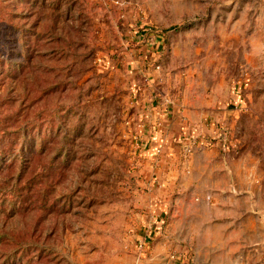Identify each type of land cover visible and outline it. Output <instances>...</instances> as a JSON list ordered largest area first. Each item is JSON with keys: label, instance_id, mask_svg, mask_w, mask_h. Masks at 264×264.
I'll return each mask as SVG.
<instances>
[{"label": "rangeland", "instance_id": "374dc122", "mask_svg": "<svg viewBox=\"0 0 264 264\" xmlns=\"http://www.w3.org/2000/svg\"><path fill=\"white\" fill-rule=\"evenodd\" d=\"M226 210L264 216V0H0V264H264L262 219L205 250Z\"/></svg>", "mask_w": 264, "mask_h": 264}, {"label": "crops", "instance_id": "0c3cea01", "mask_svg": "<svg viewBox=\"0 0 264 264\" xmlns=\"http://www.w3.org/2000/svg\"><path fill=\"white\" fill-rule=\"evenodd\" d=\"M228 214H232L233 216L231 217H236L235 219L242 218L243 216H246L245 218L250 219V226L247 228L245 226L246 223L244 224L243 221L235 222L236 225L234 229L228 226V223L226 222H221V224L218 226L217 233L215 230H212L211 228L207 231L206 233V238H205V250L209 251L211 253L215 251H234L240 252L244 248H248L249 250H255L256 243H260L259 240V233L256 228V225H260L257 223V221H261L264 219V216L261 218L258 216H253L248 213H244L242 211H232V210H226ZM232 212V213H230ZM246 214V215H245ZM254 218V220H253ZM259 219V220H258ZM262 219V220H261ZM262 227V226H261ZM238 228V229H236ZM215 229V228H214ZM264 232V230H263ZM264 242V234L261 239ZM247 246V247H246ZM209 259L208 263L209 264H243V261L241 262L240 260H219L221 258H218L219 263L216 262L217 259L213 257L212 254H208ZM222 257V256H221ZM246 264H259V261H247Z\"/></svg>", "mask_w": 264, "mask_h": 264}, {"label": "built area", "instance_id": "2783aa9c", "mask_svg": "<svg viewBox=\"0 0 264 264\" xmlns=\"http://www.w3.org/2000/svg\"><path fill=\"white\" fill-rule=\"evenodd\" d=\"M142 244H140V246H141Z\"/></svg>", "mask_w": 264, "mask_h": 264}, {"label": "water", "instance_id": "95a60500", "mask_svg": "<svg viewBox=\"0 0 264 264\" xmlns=\"http://www.w3.org/2000/svg\"><path fill=\"white\" fill-rule=\"evenodd\" d=\"M264 220V219H263Z\"/></svg>", "mask_w": 264, "mask_h": 264}]
</instances>
